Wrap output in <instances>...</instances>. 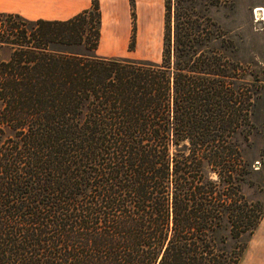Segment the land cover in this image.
Listing matches in <instances>:
<instances>
[{
	"label": "trees",
	"instance_id": "trees-1",
	"mask_svg": "<svg viewBox=\"0 0 264 264\" xmlns=\"http://www.w3.org/2000/svg\"><path fill=\"white\" fill-rule=\"evenodd\" d=\"M163 1L159 63L96 55L98 0L66 21L0 14V264L240 263L264 217L237 140L261 80L206 2Z\"/></svg>",
	"mask_w": 264,
	"mask_h": 264
},
{
	"label": "rangeland",
	"instance_id": "rangeland-1",
	"mask_svg": "<svg viewBox=\"0 0 264 264\" xmlns=\"http://www.w3.org/2000/svg\"><path fill=\"white\" fill-rule=\"evenodd\" d=\"M163 2V0H134V44L129 50V42L124 58L160 62ZM205 2L207 5L205 14L215 24L212 30L218 28L216 32L220 31L224 35L225 53L241 64H249V68L255 70L261 80L260 95L251 114L250 131L246 137H243V134L239 135L237 140L242 144V156L251 169L241 185L242 193L249 200L258 201L264 209V0H199L196 4L197 9L199 10ZM257 9L262 10L257 11ZM152 12H155V17L152 16ZM14 24L22 26L23 22L15 20ZM9 25L11 24L4 18H0V33L6 32ZM104 47H106L105 42L100 51L97 48L95 52L97 56H102L101 50ZM76 50L88 53L83 47ZM11 51V46L0 45V61H7ZM262 220L264 224V217ZM249 243L250 241L248 245Z\"/></svg>",
	"mask_w": 264,
	"mask_h": 264
},
{
	"label": "crops",
	"instance_id": "crops-1",
	"mask_svg": "<svg viewBox=\"0 0 264 264\" xmlns=\"http://www.w3.org/2000/svg\"><path fill=\"white\" fill-rule=\"evenodd\" d=\"M101 13V57L124 58L132 35L129 0H98ZM92 0H0V14L18 15L28 21H66L90 9ZM250 252V253H249ZM239 264H264V224L256 229Z\"/></svg>",
	"mask_w": 264,
	"mask_h": 264
},
{
	"label": "bare ground",
	"instance_id": "bare-ground-1",
	"mask_svg": "<svg viewBox=\"0 0 264 264\" xmlns=\"http://www.w3.org/2000/svg\"><path fill=\"white\" fill-rule=\"evenodd\" d=\"M260 10H262V9H257V11H260ZM152 16H154V17L156 16L155 12H152Z\"/></svg>",
	"mask_w": 264,
	"mask_h": 264
}]
</instances>
